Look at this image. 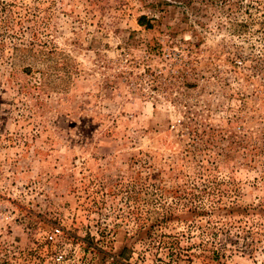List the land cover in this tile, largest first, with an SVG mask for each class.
Here are the masks:
<instances>
[{
  "label": "rangeland",
  "instance_id": "rangeland-1",
  "mask_svg": "<svg viewBox=\"0 0 264 264\" xmlns=\"http://www.w3.org/2000/svg\"><path fill=\"white\" fill-rule=\"evenodd\" d=\"M55 224L61 264H264V0H0V264Z\"/></svg>",
  "mask_w": 264,
  "mask_h": 264
},
{
  "label": "built area",
  "instance_id": "built-area-1",
  "mask_svg": "<svg viewBox=\"0 0 264 264\" xmlns=\"http://www.w3.org/2000/svg\"><path fill=\"white\" fill-rule=\"evenodd\" d=\"M62 236H63V229L59 224L53 225L45 235V240L48 243H54V249H53L54 252L50 254V258L55 264L63 263L66 258L65 252L61 248H58Z\"/></svg>",
  "mask_w": 264,
  "mask_h": 264
},
{
  "label": "trees",
  "instance_id": "trees-1",
  "mask_svg": "<svg viewBox=\"0 0 264 264\" xmlns=\"http://www.w3.org/2000/svg\"><path fill=\"white\" fill-rule=\"evenodd\" d=\"M139 20H140V19H139ZM143 23H144V22L141 20V21H140V24H143Z\"/></svg>",
  "mask_w": 264,
  "mask_h": 264
}]
</instances>
